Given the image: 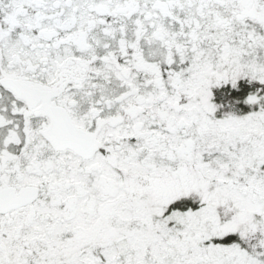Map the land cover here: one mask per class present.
Wrapping results in <instances>:
<instances>
[{"label": "snow or ice", "instance_id": "obj_1", "mask_svg": "<svg viewBox=\"0 0 264 264\" xmlns=\"http://www.w3.org/2000/svg\"><path fill=\"white\" fill-rule=\"evenodd\" d=\"M0 264H264V0H0Z\"/></svg>", "mask_w": 264, "mask_h": 264}]
</instances>
